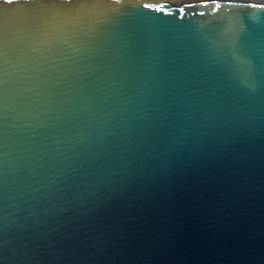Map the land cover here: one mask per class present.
Masks as SVG:
<instances>
[{"label":"water","instance_id":"1","mask_svg":"<svg viewBox=\"0 0 264 264\" xmlns=\"http://www.w3.org/2000/svg\"><path fill=\"white\" fill-rule=\"evenodd\" d=\"M0 264H264V0H0Z\"/></svg>","mask_w":264,"mask_h":264}]
</instances>
